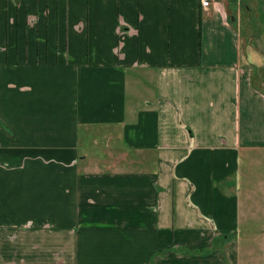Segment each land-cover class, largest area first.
<instances>
[{
    "label": "crops",
    "instance_id": "crops-1",
    "mask_svg": "<svg viewBox=\"0 0 264 264\" xmlns=\"http://www.w3.org/2000/svg\"><path fill=\"white\" fill-rule=\"evenodd\" d=\"M248 1L246 34L228 0H0V264H238L229 178L264 150Z\"/></svg>",
    "mask_w": 264,
    "mask_h": 264
},
{
    "label": "rangeland",
    "instance_id": "rangeland-1",
    "mask_svg": "<svg viewBox=\"0 0 264 264\" xmlns=\"http://www.w3.org/2000/svg\"><path fill=\"white\" fill-rule=\"evenodd\" d=\"M228 3L241 16L242 31L246 34L250 33L254 26L251 27L249 22L251 19L248 15L250 14L249 1L228 0ZM254 42L259 43L253 39L252 43ZM263 75L264 73H261L262 78H264ZM145 82L152 83L151 80H142L145 87L139 91L137 82L131 80L129 95L135 97L141 93L155 94L153 84L149 86L150 84ZM93 150L96 149L93 148ZM90 158L92 159V155ZM233 178L236 182L240 222L236 231L228 236L234 240L237 247L238 264H264V150L241 152L239 171L236 177L229 179L233 180Z\"/></svg>",
    "mask_w": 264,
    "mask_h": 264
},
{
    "label": "built area",
    "instance_id": "built-area-1",
    "mask_svg": "<svg viewBox=\"0 0 264 264\" xmlns=\"http://www.w3.org/2000/svg\"><path fill=\"white\" fill-rule=\"evenodd\" d=\"M212 3V0H201V4L204 8H209Z\"/></svg>",
    "mask_w": 264,
    "mask_h": 264
},
{
    "label": "trees",
    "instance_id": "trees-1",
    "mask_svg": "<svg viewBox=\"0 0 264 264\" xmlns=\"http://www.w3.org/2000/svg\"><path fill=\"white\" fill-rule=\"evenodd\" d=\"M190 131V130H189Z\"/></svg>",
    "mask_w": 264,
    "mask_h": 264
}]
</instances>
